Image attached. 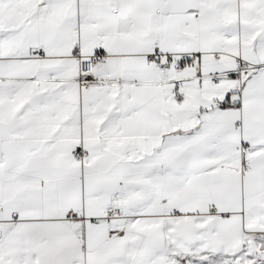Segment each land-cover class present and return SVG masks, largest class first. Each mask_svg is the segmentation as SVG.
Segmentation results:
<instances>
[{
	"label": "snow or ice",
	"instance_id": "1",
	"mask_svg": "<svg viewBox=\"0 0 264 264\" xmlns=\"http://www.w3.org/2000/svg\"><path fill=\"white\" fill-rule=\"evenodd\" d=\"M0 264H264V0H0Z\"/></svg>",
	"mask_w": 264,
	"mask_h": 264
}]
</instances>
